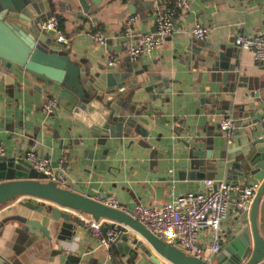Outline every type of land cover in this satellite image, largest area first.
I'll list each match as a JSON object with an SVG mask.
<instances>
[{
	"label": "crops",
	"instance_id": "crops-1",
	"mask_svg": "<svg viewBox=\"0 0 264 264\" xmlns=\"http://www.w3.org/2000/svg\"><path fill=\"white\" fill-rule=\"evenodd\" d=\"M156 1L169 6L173 3V0H99L95 4L87 0V10L83 11L78 0H42L41 7L48 6L57 16L58 27L72 57L81 60L90 71L104 74L124 63L126 47L135 42L134 36L124 33V18L134 15L130 23L133 31L151 30ZM175 14L174 31L169 36L137 56L129 57L137 67L147 66L148 74L141 85L150 84V87L140 88L130 100L132 105L142 108L138 122L144 137L138 134L119 139L107 137L105 143H111L112 147L106 150L103 165L99 166L96 159L101 147L92 144L94 137L90 136L88 127L78 117L63 113L57 102V113L44 112L41 108L44 96L56 97L57 85L42 86L22 68L13 64L6 68L0 62L3 154L17 158L30 148L48 157L50 165L61 171L62 182L76 184L94 197H98L100 188L122 203L134 200L161 204L185 191L204 189V179L232 180V164L238 156L236 148L245 142L252 126L245 122L264 113V109L259 101V112L246 116L251 112L248 108L254 107L248 104V96L239 97L245 87L236 86L233 96L221 91L233 77V70L224 67L234 60V70L239 75L257 81L264 77V70L253 64L250 51L242 47L236 50L231 44L235 32L264 33V0H189V7L184 11L176 10ZM194 23L203 28L202 36L197 37L190 31ZM93 27L104 32L102 43L92 39ZM188 45L211 46L218 67L212 66L209 57L203 64L196 62ZM222 70H226L224 83ZM206 94L218 99L220 108L212 113H206L210 105L200 100ZM227 100L235 105L246 102L242 110L229 109L231 115L239 119L229 143L225 142L217 125L225 115ZM176 123L184 127L178 135L161 126ZM262 133L257 125L255 137ZM188 137L196 138L197 142L185 146L179 140ZM198 145L202 147L195 157H190L191 146ZM205 149H208L207 157ZM232 198L230 194L226 214L219 222L220 243L238 217ZM11 212L7 204L0 205V218ZM13 226L15 222L7 224L0 234V264H111L107 244L100 243L86 225H74L68 239L56 238L55 234L64 237L65 232L51 229L49 240L42 236L31 241L23 232L14 231ZM209 236L207 228L197 232L200 243ZM125 256L128 260L125 264H156L139 249ZM159 258L162 264H174Z\"/></svg>",
	"mask_w": 264,
	"mask_h": 264
},
{
	"label": "water",
	"instance_id": "water-1",
	"mask_svg": "<svg viewBox=\"0 0 264 264\" xmlns=\"http://www.w3.org/2000/svg\"><path fill=\"white\" fill-rule=\"evenodd\" d=\"M98 1L92 0L95 4ZM78 2L83 11L87 10V0ZM41 3L42 0H0V62L6 68L11 64L22 68L42 86L57 85V104L63 113L78 117L88 127L90 136L94 137L92 144L101 147L96 159L101 166L106 150L112 147L111 143H105L107 137L119 139L120 136L132 134L144 137L138 122L142 108L132 105L130 100L140 88L144 90L150 87V84L141 85L148 74L147 66L137 67V63L130 61L127 54L124 63L115 70L104 74L90 71L87 65H82L81 60L72 57L65 41L56 39L51 29L39 28V20L50 12L49 7H41ZM154 28L155 23L151 30ZM231 44L238 50L232 37ZM188 47L196 62L203 64L209 57L212 66L218 67L214 63L211 46ZM252 62L264 70L261 66L264 58H253ZM231 63L226 64L224 69L233 70L232 80L221 91H228L233 96L236 86L245 87L246 90L239 97L250 98L247 102L254 108H248L251 112L246 116L255 115L259 112V101L264 109V77L257 81L256 78L239 75L234 70L236 62L232 60ZM226 70L221 73L222 83ZM258 86L263 88L258 90ZM200 100L210 105L206 107V113L220 108L218 99L210 94ZM244 103L235 105L232 100H227L224 114L238 124L239 119L232 116L229 109L242 110ZM50 112L57 113L55 105ZM257 118L253 116L245 122L252 124L248 129L249 135L236 148L238 156L233 160L232 180L225 181L239 184L257 181L258 184L248 205L242 209L236 208L238 217L210 262L186 254L152 234L130 215L134 200L124 202L121 209L101 202V197L106 194L100 188L98 197H94L83 192L76 184L45 180L44 175L33 168L23 154L17 158L0 154V205L5 203L12 209L10 214L0 218V234L7 224L15 222L13 230L28 235L29 241L42 236L49 240L51 229L65 232L66 236L55 234L56 238L68 239L73 234L74 225L85 226L81 215L86 213L93 219H99L100 235L103 237H106L107 230L114 231L113 238L107 243L111 264H125L128 262L125 255L136 249L145 252L156 264H162L159 257L174 264H264V130L255 137ZM161 126L174 135L184 130L183 125L177 123ZM179 140L185 146L189 142H197L194 137ZM201 147L191 146L188 155L195 157ZM205 156H208V149H205ZM238 179L243 182H237Z\"/></svg>",
	"mask_w": 264,
	"mask_h": 264
},
{
	"label": "built area",
	"instance_id": "built-area-1",
	"mask_svg": "<svg viewBox=\"0 0 264 264\" xmlns=\"http://www.w3.org/2000/svg\"><path fill=\"white\" fill-rule=\"evenodd\" d=\"M188 7L189 0H173L170 6L156 1L154 4L155 28L153 30L133 31L130 23L134 19V15H127L123 20L124 33L135 37V42L126 47L127 54L130 57H135L143 50L169 36L174 31L175 11H184ZM38 26L43 30L51 29L56 39L65 40V36L58 27L57 16L54 13L49 12L40 19ZM190 31L197 37L203 34V28L198 23H194ZM90 35L98 43H102L105 38L104 32L99 27H93ZM232 40L238 47L248 49L254 59L264 58L263 32L252 34L235 32ZM55 102L53 96L46 95L41 101V108L44 112H49ZM255 122L264 130V113L260 114ZM217 125L225 142L229 143L237 123L229 115H223L217 121ZM3 153L4 146L0 142V154ZM23 156L33 168L44 175L43 179L55 183L62 182L63 175L61 171L50 165L47 156L38 155L30 148L23 151ZM203 183L204 189L185 191L161 204H144L135 201L129 213L162 241L176 246L186 254L210 262L213 254L219 248L221 239L219 222L226 214L230 194H233L232 203L235 208H245L258 182L239 184L229 183L222 179L211 180L207 178L203 180ZM100 200L107 205L124 208L123 203L118 202L109 194L101 197ZM84 224L92 235L98 237L100 243L107 244L113 238L114 231L111 230H107L106 237L100 235L99 219H93L88 215L84 217ZM201 228L209 229L210 236L207 241L200 243L197 240V232Z\"/></svg>",
	"mask_w": 264,
	"mask_h": 264
}]
</instances>
